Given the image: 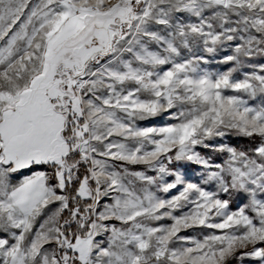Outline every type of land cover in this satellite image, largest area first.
Returning a JSON list of instances; mask_svg holds the SVG:
<instances>
[{"label": "snow or ice", "instance_id": "6c2138e0", "mask_svg": "<svg viewBox=\"0 0 264 264\" xmlns=\"http://www.w3.org/2000/svg\"><path fill=\"white\" fill-rule=\"evenodd\" d=\"M257 57L264 0H0V264H264Z\"/></svg>", "mask_w": 264, "mask_h": 264}, {"label": "rangeland", "instance_id": "374dc122", "mask_svg": "<svg viewBox=\"0 0 264 264\" xmlns=\"http://www.w3.org/2000/svg\"><path fill=\"white\" fill-rule=\"evenodd\" d=\"M254 63H264V58H259L257 57L254 61ZM213 65H215V61H213ZM251 70V69H248ZM168 122V117L165 115L156 117V118H152L151 120L148 121H142V122H138L140 126H162L164 123ZM202 154H205L206 150H201ZM195 166H189L187 171L189 173V175L194 176L195 172L193 171ZM141 168V166H135L134 170H139ZM164 223H170V221H164ZM200 230H189L188 232L185 233H181L182 235H189V236H197ZM208 231V230H205ZM239 255V253H238ZM230 264H257L256 261H253L249 258H245L243 261H240L238 259H233Z\"/></svg>", "mask_w": 264, "mask_h": 264}]
</instances>
